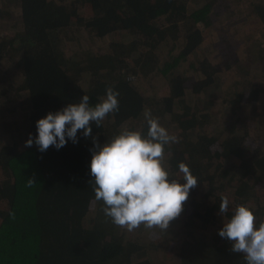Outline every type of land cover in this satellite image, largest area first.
Segmentation results:
<instances>
[{
	"label": "trees",
	"instance_id": "1",
	"mask_svg": "<svg viewBox=\"0 0 264 264\" xmlns=\"http://www.w3.org/2000/svg\"><path fill=\"white\" fill-rule=\"evenodd\" d=\"M215 3L19 0V16L1 10L15 21L0 23L6 28L0 35V264H245L218 233L240 204L264 222V41L246 62L245 78L258 70L251 90L241 83L230 88L222 100L230 118L216 126L220 100L204 95L223 71L222 60H195ZM252 4L254 22L264 25V3ZM80 31L107 40L104 50L70 52ZM186 62L197 80L179 73ZM109 86L119 92L120 111L101 127L92 124L100 144L125 127L146 134L148 110L180 138L167 150L166 166L181 179L182 161L199 179L167 232L143 226L128 232L111 223L101 202L93 203L94 144L82 131L77 143L68 140L59 150L25 147L30 134L38 135L39 119L85 94L94 106ZM33 174L37 183L29 188ZM221 195L232 202L226 216L218 215Z\"/></svg>",
	"mask_w": 264,
	"mask_h": 264
},
{
	"label": "clouds",
	"instance_id": "2",
	"mask_svg": "<svg viewBox=\"0 0 264 264\" xmlns=\"http://www.w3.org/2000/svg\"><path fill=\"white\" fill-rule=\"evenodd\" d=\"M119 92L112 86L94 106L85 94L79 103L69 104L36 122L38 135L26 141L25 147L35 144L40 152L50 146L57 150L68 140L78 142L77 133L91 138L94 147L90 164V184L95 202H101L104 215L115 226L134 232L146 230L167 232L170 223L179 217L190 190L199 179L190 167L178 163L177 179L166 166V153L180 138L169 132L148 110L144 112L146 134L142 130L123 128L103 145L92 135V124L103 122L120 111ZM37 183L35 174L27 180V187ZM227 195H221L218 215L230 212ZM219 236L231 242L232 253L243 254L245 264H264V222L257 224V216L248 205H236L230 218L219 230Z\"/></svg>",
	"mask_w": 264,
	"mask_h": 264
},
{
	"label": "rangeland",
	"instance_id": "3",
	"mask_svg": "<svg viewBox=\"0 0 264 264\" xmlns=\"http://www.w3.org/2000/svg\"><path fill=\"white\" fill-rule=\"evenodd\" d=\"M215 1L216 3L212 17L204 20L202 27L205 39L200 50L195 54V60L199 62L201 58L206 59L211 57H217L222 60L221 67L223 71L220 74H217L214 84L204 95L205 98L217 95L220 100L218 101L219 105L216 110L218 113L216 117L217 126L222 119L230 118L229 112L226 111L227 109L222 105V100L230 88L241 83L242 87H245L247 89L246 92H248L251 90L249 88L251 83L256 81L252 74L257 73V69H253L250 75L245 78L248 72L246 62L251 59L252 50L258 48L259 44L264 41V25L260 26V24L254 22L255 17L253 16V11H251V4H263L264 0ZM247 1H249V7L246 6L245 3ZM1 10L10 13L12 18L19 16V0H0V23L3 22L7 24L6 26H12L13 23L11 22L14 19H11L6 14H2ZM232 14L236 15V20L228 21L229 16ZM5 32L6 28L0 24V35L5 34ZM80 34L82 40L75 45L72 44L69 48L70 52L74 50L102 52V50H104L107 40L92 39L91 35L87 32L82 33V31H80ZM119 37L123 40L128 39V36L123 34H120ZM229 46L231 48H229ZM227 62H229V64ZM231 65H233L232 68L227 70ZM178 71L184 79L193 78L197 80L198 78L197 71L191 69L187 62ZM240 79L242 80L238 82ZM246 98H248V95ZM203 101H205V99H203ZM260 102H264V96H262ZM250 107L251 105H249L248 109H250ZM251 111H253L252 108ZM247 112L248 118H252L253 112L249 113V110H247ZM253 120L255 121V119ZM253 132H255V130ZM0 140H2L1 134ZM217 227V224L211 226L209 231H207V235L213 236Z\"/></svg>",
	"mask_w": 264,
	"mask_h": 264
}]
</instances>
